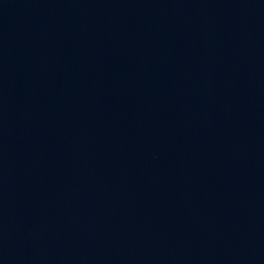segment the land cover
Segmentation results:
<instances>
[{
    "label": "water",
    "instance_id": "water-1",
    "mask_svg": "<svg viewBox=\"0 0 264 264\" xmlns=\"http://www.w3.org/2000/svg\"><path fill=\"white\" fill-rule=\"evenodd\" d=\"M0 264H264V0H0Z\"/></svg>",
    "mask_w": 264,
    "mask_h": 264
}]
</instances>
